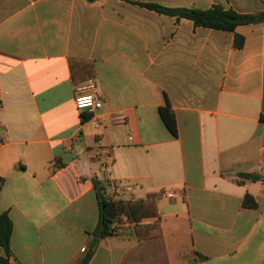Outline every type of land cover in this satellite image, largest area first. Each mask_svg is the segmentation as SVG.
Returning a JSON list of instances; mask_svg holds the SVG:
<instances>
[{
  "label": "crops",
  "instance_id": "obj_1",
  "mask_svg": "<svg viewBox=\"0 0 264 264\" xmlns=\"http://www.w3.org/2000/svg\"><path fill=\"white\" fill-rule=\"evenodd\" d=\"M141 2L214 0H0L9 264H77L91 247L88 264H264V22L196 27ZM224 8L254 13L264 0ZM91 81L102 106L76 108ZM97 191L150 201L139 224L159 234L139 239L123 217L96 240Z\"/></svg>",
  "mask_w": 264,
  "mask_h": 264
},
{
  "label": "trees",
  "instance_id": "obj_2",
  "mask_svg": "<svg viewBox=\"0 0 264 264\" xmlns=\"http://www.w3.org/2000/svg\"><path fill=\"white\" fill-rule=\"evenodd\" d=\"M227 0H214L213 4L207 9L195 7H176L169 8L158 3H138L139 5L153 10L158 13L166 14L174 17L176 20L187 19L194 26L211 28L222 31L233 32L237 25L255 24L264 22V10L256 11L254 13H240L231 8L225 9L224 3ZM234 47L240 48L243 45V37L234 33L233 44ZM94 77V70L92 64L89 72H85L82 77H76L71 72L72 82L77 84L81 81L88 80ZM161 117L173 135H177L176 122L174 114L169 108H160ZM0 179V187H1ZM95 186L96 183L94 182ZM97 187V186H96ZM98 198V215L97 223L92 233L97 239L104 238L108 235L115 234L123 222V217L129 223L133 224V233L139 238H147L159 234L157 224L152 225V228H142L139 222L141 218L150 212L151 203L148 200H123L111 199L99 191H97ZM257 203L249 195L246 194L243 199V206L254 208ZM12 233V222L6 213H0V246L4 250V254L0 255V264H9L11 257L10 237ZM94 246V245H93ZM94 253L91 247L77 264H88Z\"/></svg>",
  "mask_w": 264,
  "mask_h": 264
},
{
  "label": "built area",
  "instance_id": "obj_3",
  "mask_svg": "<svg viewBox=\"0 0 264 264\" xmlns=\"http://www.w3.org/2000/svg\"><path fill=\"white\" fill-rule=\"evenodd\" d=\"M85 91L78 92L74 96V104L78 109H85L93 111L102 106L103 100L101 96L97 93L95 84L93 81L87 83L82 87ZM140 224L145 225L147 222H140Z\"/></svg>",
  "mask_w": 264,
  "mask_h": 264
}]
</instances>
